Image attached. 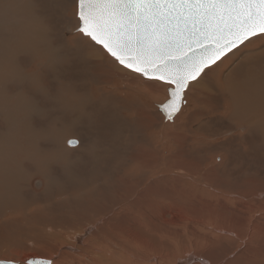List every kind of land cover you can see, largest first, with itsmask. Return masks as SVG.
Returning a JSON list of instances; mask_svg holds the SVG:
<instances>
[{"label":"rangeland","instance_id":"rangeland-1","mask_svg":"<svg viewBox=\"0 0 264 264\" xmlns=\"http://www.w3.org/2000/svg\"><path fill=\"white\" fill-rule=\"evenodd\" d=\"M66 3L67 0H0V86L4 87V93L0 92L4 98L3 106L0 103V261L26 264L21 261L24 256L49 260L55 255V259L73 256L98 227L121 226L260 227L261 240L251 246L264 252V163L263 167H250L259 176L248 181L234 179L232 172L233 167L240 170L238 174H247L249 165L244 163L242 147L256 152L246 144L254 139L242 136V123L247 117L237 112L232 87L236 98L246 102L252 98V84L260 89L264 85V55L261 60L256 57L264 53V40L245 50L247 44L264 39V35L241 45L235 50L238 54L223 68L215 69L198 83L192 82L182 109L172 121H165L156 107L167 98L165 87L156 82L152 88L148 83L143 85L146 79L123 68L101 46L77 32L75 0L70 10ZM89 54H93L97 65L90 62ZM109 64L119 74L108 70V78L114 81L97 87V96H92V85L95 89L99 81L96 74L100 79V73L106 71L103 66ZM11 65L19 72L22 68L14 78ZM146 93L153 94L152 100H147ZM101 100L102 105H98ZM253 101L261 104L264 96ZM14 109L18 110L15 117ZM241 110L248 113L247 108ZM144 113L149 114V120ZM151 122L154 127L144 131L147 146H140L142 126ZM127 132L133 138L127 137ZM69 140L80 144L70 147ZM142 147H149L152 165L157 169L168 159V173H175L171 167L182 163L191 170L210 169L206 175L210 183L232 182V197L223 200L175 194L164 190L165 180L176 187L173 176H162L157 181L160 173H156L150 179L154 180L152 186L160 188L159 196H128L122 201L114 197L91 199L93 193L114 181L133 180L128 177L130 172H122V168L129 158L138 156ZM238 189L256 195L257 200L248 198L250 204L245 199V205H237ZM138 200L147 204L134 205ZM64 227L82 228L76 233L84 237L76 242L74 237L67 240L54 235ZM195 233L212 238L208 231ZM231 236L238 246L234 251L245 253L250 249L241 243L247 241ZM154 241L159 244L157 239ZM182 257L191 259L192 253ZM257 257L261 259L256 262L264 264L263 253ZM188 262L184 264L197 263Z\"/></svg>","mask_w":264,"mask_h":264},{"label":"bare ground","instance_id":"bare-ground-1","mask_svg":"<svg viewBox=\"0 0 264 264\" xmlns=\"http://www.w3.org/2000/svg\"><path fill=\"white\" fill-rule=\"evenodd\" d=\"M73 1L74 0H67V3L65 4V7L67 10L71 9ZM261 40H264V39L250 42L249 44H247V46H245V50L250 49V47L252 48L254 44H256L257 42ZM41 43L43 44V46L47 45L45 41H41ZM89 48L92 49V47L90 46ZM92 51H93V54H95L96 50L93 49ZM93 54H89L88 58L90 59V62L97 65L92 60V58H94ZM237 54L238 52L226 58L219 65L215 66V68L209 71L208 74L215 72V69L223 68L228 62H230L231 58H233ZM4 55H6V53ZM263 55L264 53H257L256 57H258V59L260 58L262 59ZM100 58H101V62L104 63V59L102 57ZM12 65L10 67H12ZM111 65L112 64L103 66L104 70L106 71H102L100 73V79H99V74L98 73L96 74L97 80L99 81L97 82L95 89L93 88V85H92V88H91L92 90L90 92L92 96L93 95L97 96L96 95L97 87H101L104 84H110L114 81L108 78L109 77L108 70H110L112 73L114 72L115 75L119 74L116 71V69H113L110 67ZM21 69H19L20 70L19 72L18 69L16 70L15 67L13 66L12 67L13 71L12 70H11L12 72L10 71L12 77L14 78L16 77L15 75H19V73L22 72ZM120 76H121V73H120ZM234 76H235V73H234ZM247 80L250 81L251 77L249 76ZM147 83L149 84L150 88L154 87L155 83L152 81L148 82V80L146 84L143 83V85H147ZM250 90H251L252 98H250L246 102H243L236 98V94L234 93V90L232 87V98L234 99L236 103L237 112L243 113L247 117V121L245 123H242V128L245 131L242 136L244 138L252 137L254 139L252 142L248 140L246 144H248L247 148H249V144H251L252 145L251 149H255L256 151L254 153L253 152L251 153L250 149H248L249 151H247V149L242 147L244 150V153L246 154L244 163L245 165H249L246 168L247 174L240 175L238 174L240 170L239 169L236 170L232 167L234 179H238V180L241 179L243 181H248L249 179L258 177L259 173L257 174L253 173L250 167L261 166L264 163V102H262L261 104H254V101H253L255 97L259 99V97L264 96V85L260 89L257 85L252 84V87ZM0 92L4 93V87L0 86ZM11 92H13L12 89H11ZM29 93L33 94V91L29 90ZM152 96L153 94L146 93V98L148 101H150V99L152 100ZM3 99L1 98V95H0V103L2 104V106L4 102ZM102 103L103 102L101 100V102H99L98 105H102ZM138 107H140V105H138ZM242 108H247L248 113L246 114L243 110H241ZM17 111L15 110V112L13 113L14 117ZM129 111L130 110H126V113ZM144 114L145 116L144 115L143 116L146 119H148L149 114L147 113H144ZM8 120H10V118ZM136 120L139 121V119H136ZM151 127H154V125H152V122L148 125L142 126L143 131L138 137L140 146H144V145L147 146L148 138L144 131L150 129ZM171 131L178 133L177 130H171ZM125 134H127V137L129 138L133 136L132 133L130 132H127ZM231 140H232V136L227 139V142H230ZM126 141L129 143V140L126 139ZM82 142L83 141H81V143ZM148 148L149 147H142L138 156H135L132 159L129 158L128 159L129 161L127 160L128 164L124 168H122V172H124V170H126L125 172L127 173L130 172L128 174V177H132L133 180L125 181L124 179H121L118 181H114L110 185H108V188L101 187L99 191L93 193L91 195V199H93L94 196H97L99 198L114 197L116 199L119 198L120 201H122L123 199L127 200L125 198H129V197L131 198V196H136V197L147 196L148 197L149 195H158L160 193L159 191L160 188L158 187L155 188V186H152L154 185V180L151 181L150 179V177L154 176L156 173H160L159 175H156L157 181L158 180L160 181L162 179L161 178L162 176H164V179H170V176H173L171 179H172V182L176 185V187L171 186V183L169 182V180H165L166 186L164 187V190H169V191L171 190L175 194L182 193L188 196H195V194H198L201 196L208 195V196H212L213 198L223 199V200H225L226 198L232 197V182L231 181H221V182L217 181V182L210 183L206 176L208 172L210 171V169L191 170L188 167L184 166L186 164L182 163L178 165V167L177 166L171 167L170 171H176L175 173H168V171H166L167 165H168V161H167L168 159L165 160V164L163 166L157 169L156 166L152 165V157H151V154ZM167 149L170 151L169 145ZM224 153L228 154L229 150H224ZM157 154L161 155L158 152ZM158 157H161V156H158ZM139 188H141L142 190L141 192L138 190ZM155 189L157 190V192ZM260 189L261 187L259 189H253L252 191L257 192ZM236 191H238L236 196L239 197V202L237 203V205H240V206H242L243 204L245 205L246 204L245 199L249 198L250 200L251 199L255 200L257 198L256 195L254 197L251 193L249 194L244 190L238 189ZM249 199L247 201L248 204L251 203ZM149 200L151 199L149 198ZM139 201L140 200L135 201L134 205H137L139 207L141 204H147L145 202L142 203ZM125 205L129 206L128 204H125ZM134 207L136 208V206ZM134 207L132 209H134ZM64 228H63V231L56 232L54 233V235L64 236L67 238V240H71V237H74V240H76V242H80L82 237H84L83 235H79L78 233H76L82 230V228L78 230H75V227L74 228L64 227ZM139 229H141L143 232L140 233ZM198 230L208 231L212 235V238L197 235L195 232ZM260 230H261L260 227H122V226L121 227H98L95 231H93L90 234V237L88 238V240L87 241L85 240L83 244L84 247L79 248L77 250V254L73 256L72 255L70 256L60 255L57 259L54 258L56 257L55 255L53 259L51 260L47 258H42V259L49 261L50 264H184L186 262L189 263L188 261L190 260H196L197 263L195 264H253V263L261 264L260 262H256L255 259L260 258V257H257L259 253H263L264 255V252H261L262 250L259 251L260 248L257 250H253V247L251 246L254 243L257 244L256 241L259 242L261 240L262 232H260ZM138 232L141 235H138ZM218 232H220L221 234ZM231 235H233L236 240L240 239V241H243V240L247 241V242H241V243H243L244 245L250 246V249H248V251L245 253L234 251L238 246L235 243V241L231 239L232 237ZM155 239H157L159 244L154 241ZM149 240L154 241V242L150 243ZM171 240H173L174 242L171 243ZM232 244H234V246ZM75 250L76 249H74V251ZM204 251L205 253L202 255V252ZM185 253H187V255L189 253H192V258L187 259L188 261L186 259H183L184 257L182 256ZM198 255H202L203 257H198ZM34 258H37V257H33V259ZM27 260L28 258L26 256L21 258L22 262L26 263Z\"/></svg>","mask_w":264,"mask_h":264},{"label":"snow or ice","instance_id":"snow-or-ice-1","mask_svg":"<svg viewBox=\"0 0 264 264\" xmlns=\"http://www.w3.org/2000/svg\"><path fill=\"white\" fill-rule=\"evenodd\" d=\"M76 31L123 68L163 85L166 119L186 103L192 82L264 35V0H75ZM70 147L80 144L69 140ZM0 264H10L0 261Z\"/></svg>","mask_w":264,"mask_h":264},{"label":"water","instance_id":"water-1","mask_svg":"<svg viewBox=\"0 0 264 264\" xmlns=\"http://www.w3.org/2000/svg\"><path fill=\"white\" fill-rule=\"evenodd\" d=\"M119 64V63H118ZM120 65V64H119ZM159 105H161V104H157L156 105V107H157V110H158V106ZM160 112V111H159ZM161 114H162V116L164 117V120L165 121H172V119L175 117V115L177 114H174V116L172 117V118H170V119H166L165 118V116L163 115V113L162 112H160ZM67 144H68V142H67ZM69 145V144H68ZM8 262V261H7ZM10 264H17V263H14V262H10ZM26 264H50V262L49 261H47V260H44V259H42V258H30V259H28L27 261H26Z\"/></svg>","mask_w":264,"mask_h":264}]
</instances>
